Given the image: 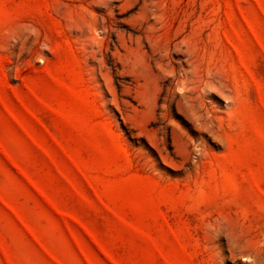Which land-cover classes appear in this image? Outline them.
Here are the masks:
<instances>
[{
  "label": "rangeland",
  "instance_id": "rangeland-1",
  "mask_svg": "<svg viewBox=\"0 0 264 264\" xmlns=\"http://www.w3.org/2000/svg\"><path fill=\"white\" fill-rule=\"evenodd\" d=\"M0 264H264V0H0Z\"/></svg>",
  "mask_w": 264,
  "mask_h": 264
}]
</instances>
